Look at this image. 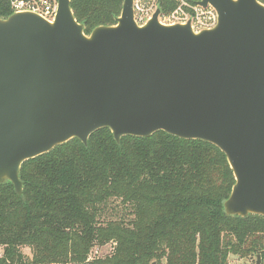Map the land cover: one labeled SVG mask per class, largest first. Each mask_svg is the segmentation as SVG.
<instances>
[{"label": "water", "instance_id": "95a60500", "mask_svg": "<svg viewBox=\"0 0 264 264\" xmlns=\"http://www.w3.org/2000/svg\"><path fill=\"white\" fill-rule=\"evenodd\" d=\"M134 1L89 34L71 0H57L53 20L0 17V183L21 195L26 161L101 128L117 142L165 131L226 154L227 215L264 216V3L197 0L218 21L196 32L161 22L160 8L140 25Z\"/></svg>", "mask_w": 264, "mask_h": 264}, {"label": "trees", "instance_id": "16d2710c", "mask_svg": "<svg viewBox=\"0 0 264 264\" xmlns=\"http://www.w3.org/2000/svg\"><path fill=\"white\" fill-rule=\"evenodd\" d=\"M158 2L168 12L178 0ZM123 3L71 7L89 34L115 24ZM13 13L12 0H0V17ZM20 177L21 195L0 183V264H228L232 254L264 264V216L226 214L236 180L210 142L165 131L117 142L101 128L87 145L74 138L26 161ZM106 244L113 251L98 258Z\"/></svg>", "mask_w": 264, "mask_h": 264}, {"label": "built area", "instance_id": "2783aa9c", "mask_svg": "<svg viewBox=\"0 0 264 264\" xmlns=\"http://www.w3.org/2000/svg\"><path fill=\"white\" fill-rule=\"evenodd\" d=\"M156 4L157 0L134 1L135 20L138 24H145L153 16L154 12L158 8ZM37 5L38 6H36V4H31L27 0H12V6L15 11L34 10L50 20L55 18L58 7L57 0H38ZM190 8L191 10L187 11L180 7L171 13L161 11L159 19L165 24L186 23L191 21V24L196 32L216 26L218 14L212 6L203 8L194 3L190 5ZM98 252L99 248H97L95 254L97 255Z\"/></svg>", "mask_w": 264, "mask_h": 264}, {"label": "rangeland", "instance_id": "374dc122", "mask_svg": "<svg viewBox=\"0 0 264 264\" xmlns=\"http://www.w3.org/2000/svg\"><path fill=\"white\" fill-rule=\"evenodd\" d=\"M27 1L30 2L31 4H36V6H38L37 5L38 0H27ZM194 3L195 2H192L190 0H178L177 4L168 12L171 13L180 7L184 8L187 11H190L191 10L190 5L194 4ZM156 5L159 8L158 0H157ZM168 12H165V13H168ZM113 248H114L113 244H106L103 248H99V252L97 254L98 258H104L106 255L110 254L111 251H113ZM2 251H3V247L0 246V254ZM23 251L25 254H28L29 256L32 255L31 249L28 247L23 248ZM257 258H258V256H256V255H249V256L245 257V256L238 255V254L237 255L232 254L229 257V263L228 264H253L257 260ZM91 260H93V259L91 258ZM149 264H166V261L165 260H162V261H155L154 260Z\"/></svg>", "mask_w": 264, "mask_h": 264}, {"label": "bare ground", "instance_id": "6f19581e", "mask_svg": "<svg viewBox=\"0 0 264 264\" xmlns=\"http://www.w3.org/2000/svg\"><path fill=\"white\" fill-rule=\"evenodd\" d=\"M14 12H16V11L14 10Z\"/></svg>", "mask_w": 264, "mask_h": 264}]
</instances>
